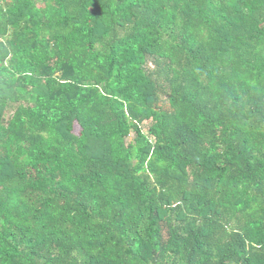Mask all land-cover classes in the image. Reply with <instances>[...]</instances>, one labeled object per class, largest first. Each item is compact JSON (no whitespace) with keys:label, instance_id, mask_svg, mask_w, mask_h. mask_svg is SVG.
I'll return each mask as SVG.
<instances>
[{"label":"trees","instance_id":"trees-1","mask_svg":"<svg viewBox=\"0 0 264 264\" xmlns=\"http://www.w3.org/2000/svg\"><path fill=\"white\" fill-rule=\"evenodd\" d=\"M0 264H264V0H0Z\"/></svg>","mask_w":264,"mask_h":264},{"label":"rangeland","instance_id":"rangeland-1","mask_svg":"<svg viewBox=\"0 0 264 264\" xmlns=\"http://www.w3.org/2000/svg\"><path fill=\"white\" fill-rule=\"evenodd\" d=\"M132 138H133V136H132ZM132 138H131V139H132Z\"/></svg>","mask_w":264,"mask_h":264}]
</instances>
